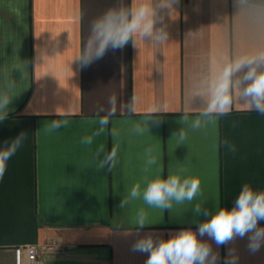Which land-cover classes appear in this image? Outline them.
Wrapping results in <instances>:
<instances>
[{"label":"crops","instance_id":"obj_1","mask_svg":"<svg viewBox=\"0 0 264 264\" xmlns=\"http://www.w3.org/2000/svg\"><path fill=\"white\" fill-rule=\"evenodd\" d=\"M142 5L151 36L137 33L81 67L95 23L110 9ZM261 56L264 0H0V101L9 100L0 149L26 134L0 178V264H16L24 245L60 249L41 254L42 264H145L148 254L132 251L137 239L195 231L216 202L232 207L245 183L264 190V114L241 95L247 66L232 78L230 111L206 114L222 69ZM254 66L264 70V61ZM102 117L109 123L100 131ZM52 120L68 124L50 130ZM113 146L116 166L100 169ZM169 174L200 180L191 203L158 209L129 199L119 207L134 184L143 190ZM202 239L218 264L230 250L237 264H264V245L250 251L247 235L219 247Z\"/></svg>","mask_w":264,"mask_h":264},{"label":"clouds","instance_id":"obj_2","mask_svg":"<svg viewBox=\"0 0 264 264\" xmlns=\"http://www.w3.org/2000/svg\"><path fill=\"white\" fill-rule=\"evenodd\" d=\"M151 10L142 5L132 12L125 10L110 9L94 25L95 41L90 42L80 59L81 67L88 66L93 59L101 58L109 47L112 49L123 48L129 40L137 33L143 36H151L153 23L150 19ZM166 39L163 34L159 37ZM93 44L95 47L93 48ZM264 61V56L259 58H240L226 65L212 89L208 102L206 114L224 115L228 113L232 105L233 76L247 66L241 89L242 97L246 98V107L250 110L255 108L264 114V70H259L254 65ZM114 102L115 98H111ZM9 100L5 98L0 101V121L7 118V105ZM184 116L177 123L187 122ZM108 117L99 120L100 131L108 125ZM67 120H52L50 130H56L67 126ZM199 127V121L194 124ZM98 134V133H97ZM25 133H20L11 143L5 142V147L0 149V178L3 177L7 161L14 156L22 144ZM180 139H184V133H180ZM82 143L90 145L92 137H85ZM103 147L99 152H103ZM151 151L150 149L148 150ZM98 152V154H99ZM117 163V147L113 146L111 151L99 162L100 169L109 165V170ZM156 160L151 158L148 164H155ZM200 192V180L196 177H181L179 174H169L167 178H156L149 180L141 190L139 183L134 184L128 191V196L121 200L119 207L123 209L129 199H142L152 208L171 209L173 203H191ZM196 214L201 213V205L198 203L192 209ZM205 216L209 213L204 211ZM264 221V190H254L245 183L236 197L232 207L221 206L216 202L215 212L199 224L197 230L191 228L182 229L170 234L167 239L157 237L148 233L137 239L132 245V251L147 253L145 264H218L219 254L215 252L212 245L202 239L207 236L219 247L228 244L236 238L243 239L246 235L249 240V250L257 251L264 245V227L259 222ZM135 224L142 229L147 224L146 213L141 209L135 219ZM238 257L234 250H230L225 264H237Z\"/></svg>","mask_w":264,"mask_h":264},{"label":"built area","instance_id":"obj_3","mask_svg":"<svg viewBox=\"0 0 264 264\" xmlns=\"http://www.w3.org/2000/svg\"><path fill=\"white\" fill-rule=\"evenodd\" d=\"M54 245H24L15 249L16 264H42L40 255L45 252H58Z\"/></svg>","mask_w":264,"mask_h":264}]
</instances>
